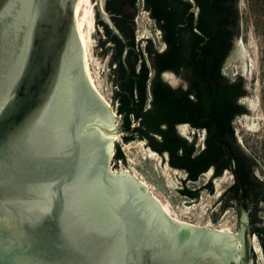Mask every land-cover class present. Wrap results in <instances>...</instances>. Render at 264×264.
<instances>
[{"label": "water", "instance_id": "1", "mask_svg": "<svg viewBox=\"0 0 264 264\" xmlns=\"http://www.w3.org/2000/svg\"><path fill=\"white\" fill-rule=\"evenodd\" d=\"M184 1L195 23L199 3ZM105 2L95 0L89 8L87 32L89 49L106 72L110 103L84 71L77 0H0V264H252L257 237L232 152L226 171L238 185L231 206L237 210L236 233L175 220L133 174L110 167L114 141L127 132L119 129L121 115L112 106L96 13L126 39ZM159 34L157 29L161 49ZM148 37L140 30V45ZM236 45L228 68L251 76L239 37ZM165 78L178 84L177 76ZM249 118L250 111L241 116L243 123ZM178 130L201 145L203 133L184 124ZM134 141L146 140L128 142ZM166 157L161 155V164ZM211 174L209 169L187 186L202 188ZM174 175L179 181L184 177ZM254 175L261 182L255 170ZM261 188L264 194L262 182ZM212 191L203 188L198 196ZM225 192L209 206L207 219L217 221ZM260 216L264 223V213Z\"/></svg>", "mask_w": 264, "mask_h": 264}, {"label": "trees", "instance_id": "2", "mask_svg": "<svg viewBox=\"0 0 264 264\" xmlns=\"http://www.w3.org/2000/svg\"><path fill=\"white\" fill-rule=\"evenodd\" d=\"M197 1L200 12L194 23V12L184 0H106V11L126 39L118 38L101 18L96 22L102 29V54L109 56L112 106L121 115L119 129L127 132L120 137L124 142L144 138L147 147L160 155L166 153L168 165L184 172L179 192L190 199H196L203 188L212 191L211 178L230 168L232 152L235 171L244 185L250 228L264 257L260 216L264 194L254 175L258 163L252 154L233 145V119L242 110L237 103L242 83L225 82L219 74L241 14L237 0ZM139 2L161 34L162 50L150 37L144 38L143 45L135 39L134 14L125 9H137ZM248 8L255 28L264 29V0H249ZM107 42L110 46H105ZM165 70L185 78L187 88L170 86L161 77ZM262 73L264 76V62ZM182 123L205 130L201 145L195 136L190 140L178 132L176 126ZM118 161H125V156L116 142L112 162L116 166ZM209 169L211 177L202 188L187 186ZM237 190L235 181L227 187L222 209L237 202Z\"/></svg>", "mask_w": 264, "mask_h": 264}, {"label": "rangeland", "instance_id": "3", "mask_svg": "<svg viewBox=\"0 0 264 264\" xmlns=\"http://www.w3.org/2000/svg\"><path fill=\"white\" fill-rule=\"evenodd\" d=\"M249 0H239L241 14L239 43L252 67V81L250 87V120L242 122L241 117L235 119V132L241 147L252 154L258 163L255 168L264 188V76L262 65L264 62V29L255 28L253 16L248 8ZM95 0H89L90 6ZM141 3L137 5L134 18L135 39L138 40L140 30L150 33L154 46L160 43L156 35V27L147 11L141 9ZM89 48V43H88ZM89 66L94 82L100 94L109 103V95L106 85V72L104 67L97 62L89 49ZM252 119V120H251ZM119 142L123 150L125 161H118L116 166L111 159L110 167H121L128 170L137 179L145 181L155 196L166 205L175 220L198 226L216 228L227 232L236 233L237 210L233 207L224 208L217 221L206 218L209 206L227 189L233 182L230 172L226 170L216 178H212L213 191L208 195L190 199L176 191L181 187L180 181L174 174L184 176V172L171 168L167 162L161 164V155L145 145L142 141L124 142L120 136L114 141ZM254 256H253V255ZM252 264H264L257 238H255L251 251Z\"/></svg>", "mask_w": 264, "mask_h": 264}, {"label": "flooded vegetation", "instance_id": "4", "mask_svg": "<svg viewBox=\"0 0 264 264\" xmlns=\"http://www.w3.org/2000/svg\"><path fill=\"white\" fill-rule=\"evenodd\" d=\"M236 7L238 8V10H239V0H237V2H236ZM144 9V8H143ZM145 10V9H144ZM125 11H128V12H131V13H133L134 14V18H135V15H136V11H137V9H134V8H132V9H128V10H126L125 9ZM146 11V10H145ZM147 14H148V12H147ZM239 14H240V10H239ZM96 15H97V17H96V21H98L99 20V14L98 13H96ZM149 15V14H148ZM237 21H238V23H237V25L236 26H234L233 27V29H234V34H233V36H232V38H231V45H230V48H229V50H228V52L225 54V56L223 57V60H222V62H221V65H220V67H219V74H220V76L223 78V80L225 81V82H233V81H241V83H242V90H243V93L242 94H240V95H238L237 96V103L238 104H240L241 106H242V110H241V112L240 113H238L236 116H235V118L233 119V125H234V128H233V130H234V134H235V140L233 141V145H234V147H237V148H241V149H243L242 147H241V145L239 144V142H238V140H237V136H236V132H235V124H234V121H235V119L236 118H238V117H241V116H244V115H246L247 113H249V111H250V108H249V91H250V87H249V83L252 81V76H248V75H245L244 74V72H242V70L241 69H239V70H237L236 68H228V64H229V61H230V59H231V56H232V54H233V52L235 51V49H236V39L239 37V35H240V23H241V17H239L238 19H237ZM134 29H135V26H134ZM159 36H161V34H159ZM159 39H160V37H159ZM161 42V41H160ZM162 43V45H163V47L160 49V50H162L164 47H165V45H164V43L163 42H161ZM105 46H110V43L109 42H107L106 44H105ZM108 56V55H107ZM108 60H109V56H108ZM166 75H170L171 77L173 76H177V77H179L178 78V84H171L166 78H165V76ZM161 77L170 85V86H172V87H178V86H181V87H183V88H187V81L185 80V78H183V77H181V76H179V75H177L174 71H170V70H165V71H163L162 73H161ZM186 125L190 130H193L194 131V133L196 132V133H203V136H204V133H205V130L204 129H199V130H197V129H195V128H192V127H190L189 126V124L188 123H182V124H178L177 126H176V129L178 130V127L179 126H182V125ZM178 132H179V130H178ZM167 158V157H166ZM234 182V181H233ZM232 182V183H233Z\"/></svg>", "mask_w": 264, "mask_h": 264}, {"label": "bare ground", "instance_id": "5", "mask_svg": "<svg viewBox=\"0 0 264 264\" xmlns=\"http://www.w3.org/2000/svg\"><path fill=\"white\" fill-rule=\"evenodd\" d=\"M89 0H77V3L75 5L74 9V15H75V23H76V29L77 33L81 42L82 46V61H83V67L85 74L87 76V79L91 86L100 94L99 89L97 85L94 82L93 76L90 71L89 66V48H88V32H87V13L90 8ZM101 95V94H100ZM103 97V96H102ZM250 120V118H249ZM252 120V119H251ZM148 189H150L149 185L143 181L140 180ZM151 194L153 197L159 202L161 208L166 212L169 216L174 218L166 205L161 201L157 196H155L152 192ZM181 222V221H180Z\"/></svg>", "mask_w": 264, "mask_h": 264}]
</instances>
